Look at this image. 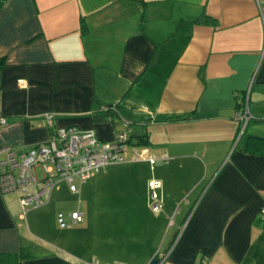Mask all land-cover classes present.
Masks as SVG:
<instances>
[{
  "label": "crops",
  "instance_id": "0c3cea01",
  "mask_svg": "<svg viewBox=\"0 0 264 264\" xmlns=\"http://www.w3.org/2000/svg\"><path fill=\"white\" fill-rule=\"evenodd\" d=\"M204 15L213 24L196 23ZM122 100L123 117L95 118ZM244 105L252 117L242 128L234 113ZM0 118V147L17 154L55 128L109 142L127 119L128 145L147 135L153 165L130 151L104 173L123 195L129 264H264V156L245 149L264 140V0H5ZM82 186L71 212L83 222L68 231L55 207L28 220L19 194L0 193V264H110L99 260L101 217L79 208Z\"/></svg>",
  "mask_w": 264,
  "mask_h": 264
},
{
  "label": "built area",
  "instance_id": "2783aa9c",
  "mask_svg": "<svg viewBox=\"0 0 264 264\" xmlns=\"http://www.w3.org/2000/svg\"><path fill=\"white\" fill-rule=\"evenodd\" d=\"M19 84L23 81H18ZM246 106H241L234 113V119L243 128L251 119ZM46 119L52 128L50 115ZM5 120L0 118V126ZM125 129L118 131L113 140L102 142L93 130H81L77 127L52 129V137L44 144H37L23 154H17L12 147H0V193L19 194L20 206L24 214L31 209L45 206L54 189L61 183H66L72 194L78 193V186L85 184L94 174L112 164L123 163V152L130 140L129 123L124 122ZM145 149L133 153V162L147 161L153 165L154 156L146 158ZM40 168L42 178H38ZM161 184L157 180L148 183L152 202V212L159 214L162 205L159 203L158 190ZM48 194L47 200L43 197ZM259 218L264 220V204L259 210ZM70 224L59 212L56 221L61 229L70 228L83 222L79 211L69 214ZM120 264V263H110ZM200 264H206L202 261Z\"/></svg>",
  "mask_w": 264,
  "mask_h": 264
},
{
  "label": "rangeland",
  "instance_id": "374dc122",
  "mask_svg": "<svg viewBox=\"0 0 264 264\" xmlns=\"http://www.w3.org/2000/svg\"><path fill=\"white\" fill-rule=\"evenodd\" d=\"M117 123L116 127L120 131H123L125 127L119 121H115ZM131 126L130 128H132ZM136 129V128H135ZM134 129V130H135ZM133 145H127L126 149L122 155L127 152H138L142 148V146L137 145V141L134 140ZM108 168H104L100 170L98 173L94 174V176L89 179L83 186L81 187L80 193V210L86 215V212L98 217V222L95 224L98 228L99 232V241L102 242L105 240L106 247L104 248L107 252L108 258L99 257L100 261H121L120 264H129L131 263V259L134 255L130 252H124L123 249H120V245L122 243L123 236V228H125L124 217H125V209L122 205V193L114 191L112 188L107 187L111 185L113 181H115L116 177L114 176V180L108 182L106 178H104V173ZM110 169V168H109ZM38 178H42V172L40 168L37 169ZM108 182V183H107ZM123 184L122 180H119V185ZM61 188L62 195L57 196L58 191H54L51 197V201L38 209H31L27 214V219L29 220L31 214L35 212H46L51 208L55 207V215L57 211L63 212L65 218L69 215V212L77 209L78 207V195L72 194L69 190L64 189L66 186L65 183L59 184ZM102 185H105L107 188L103 189ZM60 228V227H59ZM61 229V228H60ZM68 231L69 229H62ZM109 237V238H108ZM115 237V240H114ZM124 253V254H123ZM122 259V260H121ZM119 263V262H116Z\"/></svg>",
  "mask_w": 264,
  "mask_h": 264
},
{
  "label": "trees",
  "instance_id": "16d2710c",
  "mask_svg": "<svg viewBox=\"0 0 264 264\" xmlns=\"http://www.w3.org/2000/svg\"><path fill=\"white\" fill-rule=\"evenodd\" d=\"M5 2V0H0V7L2 6V4ZM196 23H204V24H213V20L210 19L208 16H202L200 18H198L196 20ZM126 112L124 105H123V100L114 104V105H110L107 106L105 108H103V110L99 113L98 116H95V118L97 120H104L107 118H118L122 116V113ZM123 117V116H122ZM102 119V120H101ZM125 122H128L129 125L132 124L133 122L130 120L125 119ZM137 123V122H135ZM147 135H139L137 137V143L140 146H144L146 145L147 139H146ZM246 151L247 152H251V153H256V154H260L264 156V140H260V139H254L251 138L246 145Z\"/></svg>",
  "mask_w": 264,
  "mask_h": 264
},
{
  "label": "water",
  "instance_id": "95a60500",
  "mask_svg": "<svg viewBox=\"0 0 264 264\" xmlns=\"http://www.w3.org/2000/svg\"><path fill=\"white\" fill-rule=\"evenodd\" d=\"M159 262H158V260L157 259H154V260H152V262H150V264H158Z\"/></svg>",
  "mask_w": 264,
  "mask_h": 264
}]
</instances>
